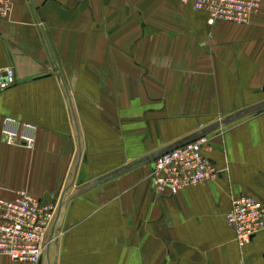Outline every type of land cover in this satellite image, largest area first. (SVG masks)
I'll list each match as a JSON object with an SVG mask.
<instances>
[{
  "label": "crops",
  "instance_id": "1",
  "mask_svg": "<svg viewBox=\"0 0 264 264\" xmlns=\"http://www.w3.org/2000/svg\"><path fill=\"white\" fill-rule=\"evenodd\" d=\"M12 4L0 198L56 206L41 264H264V232L241 247L227 222L233 198L264 203V0L248 24L214 26L182 0ZM7 118L36 127L32 149L4 143ZM202 135L218 177L157 194L155 159Z\"/></svg>",
  "mask_w": 264,
  "mask_h": 264
},
{
  "label": "built area",
  "instance_id": "2",
  "mask_svg": "<svg viewBox=\"0 0 264 264\" xmlns=\"http://www.w3.org/2000/svg\"><path fill=\"white\" fill-rule=\"evenodd\" d=\"M193 10L207 15V23L228 22L248 24L259 12L263 0H182ZM12 0H0V20L9 18ZM13 69H0V81L4 87L13 84ZM15 120L4 121L3 141L11 146L32 149L36 139V127L22 125L25 134L18 133ZM210 138L202 135L183 146L160 154L153 163L152 184L157 194L168 192L177 195L185 188L197 186L216 179L220 171L204 154ZM56 206L45 204L28 191L21 190L13 199L0 198V256L13 261L39 264L47 250V239L55 225ZM227 222L234 230L239 246L249 244L264 232V203L250 195L232 199Z\"/></svg>",
  "mask_w": 264,
  "mask_h": 264
},
{
  "label": "water",
  "instance_id": "3",
  "mask_svg": "<svg viewBox=\"0 0 264 264\" xmlns=\"http://www.w3.org/2000/svg\"><path fill=\"white\" fill-rule=\"evenodd\" d=\"M256 110H260V109H259V106H258L257 108H254V109L248 110V111L246 112V114H250V113H252V112H254V111H256ZM233 117H234V116H231L230 118H228L227 120H225V121L223 122V124H226L228 121H231ZM218 126H219V124H218L217 126H213V127H218ZM55 225H56V223H55ZM55 225H54V227L51 229V231H50V233H49V235H48V239H47V250H48V251L50 250L51 242L53 241L54 236H55ZM39 264H41V262H40Z\"/></svg>",
  "mask_w": 264,
  "mask_h": 264
}]
</instances>
